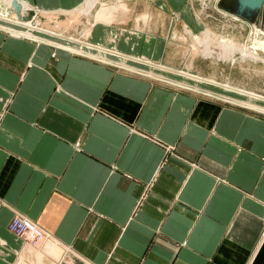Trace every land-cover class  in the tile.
<instances>
[{"label":"crops","instance_id":"obj_1","mask_svg":"<svg viewBox=\"0 0 264 264\" xmlns=\"http://www.w3.org/2000/svg\"><path fill=\"white\" fill-rule=\"evenodd\" d=\"M188 1L128 2L78 41L72 28L33 42L0 24V264H264V109L183 85L241 94L217 81L264 106V67L239 65L236 79L195 65ZM16 213L50 237L13 234Z\"/></svg>","mask_w":264,"mask_h":264},{"label":"bare ground","instance_id":"obj_2","mask_svg":"<svg viewBox=\"0 0 264 264\" xmlns=\"http://www.w3.org/2000/svg\"><path fill=\"white\" fill-rule=\"evenodd\" d=\"M111 1L113 3L108 4V2L104 0H85L81 7L75 8L71 11L61 10L60 12H56L55 10L51 11L32 7L21 0H0V4L2 6V9L4 10L3 12L7 14L0 15V24L4 26L7 25L3 28L2 32L12 34L33 42L38 41V38L34 37L31 32L42 33L47 35L48 37L50 36L59 38L57 37L58 35H65L66 32L71 30V28L74 30V32L79 33V35L77 34L78 36L87 38L94 24H113L114 22L117 23L120 22L125 13H127L128 9L125 2H123L122 0ZM216 1L214 3L215 9L224 14L230 15L224 11L217 9ZM151 16V13L147 12L142 14L139 19L143 20V22L146 23L150 20ZM230 16L237 20H240L250 28V25L243 20L233 15ZM83 18H85L86 20L83 21ZM139 19L137 18L138 22ZM184 26L186 28V32L190 34L194 43H197V45L195 46L201 48L200 52L203 56H215L213 48L217 47L218 58L227 57L229 58L231 63H234L237 60V58L234 56L236 53L240 56V59H242L241 61H244V58H247L252 61H261L262 63H264V57L258 55L254 50V46H258L261 42L256 41V43L252 46L245 43L242 45L231 44L228 41L211 37V35L207 34L206 31L203 32L201 36H194L192 35V32L189 31L190 29H188V26L185 24ZM75 28L79 29L75 31ZM69 39L77 40V38L74 37H70ZM77 41L72 42L69 40H65L64 42L66 44L60 46L70 51H75L77 50L76 46L81 47V43L79 44ZM195 46L192 45L193 52H195ZM77 52L81 53L80 50H78ZM182 73L184 77L198 82L206 80L198 74L191 73L190 71H182ZM222 86L232 92L256 96V94H254L253 92L244 90L242 88L231 87L228 84H223Z\"/></svg>","mask_w":264,"mask_h":264},{"label":"rangeland","instance_id":"obj_3","mask_svg":"<svg viewBox=\"0 0 264 264\" xmlns=\"http://www.w3.org/2000/svg\"><path fill=\"white\" fill-rule=\"evenodd\" d=\"M104 1H107L108 4L113 3L111 0H104ZM122 1L125 2L126 4H128V2L130 3L131 1H134V0H122ZM215 1L216 0H189L188 1V6H187L188 12L186 11L187 14H186V12H185V14L187 15V17L189 18L190 21L192 20L193 23L196 24V27H195L196 31L195 32H193L191 28L189 30L190 32H192V35L201 36L202 33L206 31L207 34H210L211 37H213L215 39L218 38L221 40H225V41L230 42L231 44L242 45L245 43V44L250 45L252 38H253V34L250 33V28L248 27V25L241 22L240 20H237V19L231 17L230 15L224 14V13L216 10L214 7ZM39 9H41V8H39ZM56 12H60V11H56ZM196 15L199 17V19L197 18ZM175 19H179V18L176 17ZM85 20L86 19L84 18L83 21H85ZM181 24H182L183 33L186 35L185 36V42L187 43V46H188L186 48L187 53L189 52L192 55V57L197 56V58L194 59V64L198 65L201 69H204L205 71H208V72H212V70H216L219 72L223 71V73L225 75L230 73L233 78L239 79L240 74H241L240 70H239V65H243V67H245V68L246 67L247 68H253V66H257V64L258 65L262 64V66L264 67V63H262L261 61H252V60L247 59V58H244L245 60L241 61L242 59H240V56L237 53L234 55L237 58V60L234 63H231V61L227 57L218 58L217 47L213 48L215 56H212V57L203 56L202 53L200 52L201 48L195 46V45H197V43L195 42L196 43L195 44L194 41L192 40L190 34H188L186 32V28L184 26L185 23L182 22ZM78 35H79V33H78ZM78 35H76L77 37L76 36L75 37L71 36V37L78 38L79 37ZM255 43L256 42H254L253 45ZM192 45L195 46V52H193V50H192ZM76 47H77V50H75V51L77 52L80 49V47L79 46H76ZM185 57L188 58L189 57L188 54H186ZM106 60L109 61L108 59H106ZM243 73H244V71H243ZM201 77L204 79H211L213 81H216L212 78H205L203 76H201ZM167 78L169 80H171L170 77L167 76ZM249 79L251 80V82L255 80V79L252 80L251 77ZM186 82L187 81H185L183 83V85H185L186 87H189V88L198 89L202 93L218 96V97L230 100L234 103L236 102V103L241 104V102L242 103L244 102L245 104H247L248 106H250L253 109L254 108L255 109L256 108L261 109V110L264 109V106H262L256 102H250V101L235 97V95H241V94H232V93L226 91L225 89H224L225 93H227V94H224L223 92H214L213 90L208 91L206 89L212 88L209 85H207L208 83H206V84L201 83L200 85L198 84V86H197L196 83H191V82L186 83ZM210 83H212V82H210ZM215 83L216 84L218 83L217 85H219V86L223 85V83L221 84L217 81ZM177 84L182 85L181 82H179ZM201 85L203 87H206V88H204V89L200 88V87H202ZM237 88H239V87H237ZM253 96H255V95H253ZM256 96L258 97V95H256Z\"/></svg>","mask_w":264,"mask_h":264},{"label":"water","instance_id":"obj_4","mask_svg":"<svg viewBox=\"0 0 264 264\" xmlns=\"http://www.w3.org/2000/svg\"><path fill=\"white\" fill-rule=\"evenodd\" d=\"M216 8L250 25V33L253 34L250 45L254 41L261 42L254 46V50L264 57V0H217Z\"/></svg>","mask_w":264,"mask_h":264},{"label":"built area","instance_id":"obj_5","mask_svg":"<svg viewBox=\"0 0 264 264\" xmlns=\"http://www.w3.org/2000/svg\"><path fill=\"white\" fill-rule=\"evenodd\" d=\"M8 229L16 236L27 240L31 244H37L46 240L50 235L43 230L38 224L23 214L16 213L8 223ZM63 264H77L73 261L64 262ZM91 264V263H84Z\"/></svg>","mask_w":264,"mask_h":264}]
</instances>
